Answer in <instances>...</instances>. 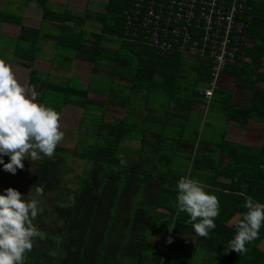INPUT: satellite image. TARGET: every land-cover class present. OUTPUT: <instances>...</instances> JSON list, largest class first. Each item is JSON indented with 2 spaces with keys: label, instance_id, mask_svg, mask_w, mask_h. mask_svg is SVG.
Returning <instances> with one entry per match:
<instances>
[{
  "label": "trees",
  "instance_id": "16d2710c",
  "mask_svg": "<svg viewBox=\"0 0 264 264\" xmlns=\"http://www.w3.org/2000/svg\"><path fill=\"white\" fill-rule=\"evenodd\" d=\"M22 1L24 7L31 2L41 9L37 30H28L18 17L9 19L2 12L0 22L19 24L18 35L11 38V54L28 70L27 88L35 90L38 104L59 114L65 106L82 109L74 148L65 152L57 147L51 158L43 157L28 166L31 189L36 193L41 188L39 195L53 197L47 199L49 212L43 210L33 222L44 238L34 240L25 264H264V251L259 247L264 242V224L257 238L246 244V252L228 251V243L236 234L235 225L247 211L243 206L245 198L264 204V139L259 148H253L231 142L224 130L219 142L206 152L199 146L195 149L196 138L194 142H181L183 134H180L172 143L176 149L180 142L189 143L190 152L182 151L181 147L180 151L191 154L186 157L190 162L189 174L182 175L174 174L171 168L176 157L170 152L172 146L165 148L167 138L163 133L172 117L169 112L172 109L185 112V116L180 112L172 114L175 120L184 122L195 102L205 106L200 90L212 81L209 72L212 65L201 60L187 62V70L193 73L188 80L190 84L178 85L187 79L179 69L185 59L173 54L160 55L154 49L124 40V11L131 0H107L99 4L103 11L83 13L68 9L56 12L47 7L51 6L47 0ZM252 6L253 18L246 31L251 47L244 48L243 53L249 62L228 65L222 71L233 77L235 86L249 92L248 105L233 106L232 94L220 88L213 92L210 102L226 121L240 127L250 121L264 124V87L258 85L264 83V73L260 71L264 62V0H256ZM89 22L98 25L97 32L84 28ZM48 25L57 26L54 42L59 49L71 50L66 64L59 65L57 70L69 71L74 57L92 64L90 81L84 87L68 84L52 87L42 77L38 78L40 72L32 64L40 56L37 39ZM101 68H110L112 76H109H118L128 85L103 77L99 74ZM41 91L44 97L54 94L56 99L45 102L40 99ZM155 91L165 98L161 104L164 114L157 107L152 112L146 108L141 116L134 109L129 110L139 104L129 98L132 94L144 96L146 103L148 95H156ZM91 94L105 100L91 99ZM106 105L126 107L125 115L110 118L105 112ZM87 121L91 133L83 135L81 129ZM125 140L139 143L135 164L125 156L122 148ZM80 141L83 144L78 147ZM66 156L85 163L75 189L63 184L61 171ZM121 160L125 163L121 164ZM160 164L169 167L162 171L157 167ZM19 173L12 175L0 168V188H7L10 177L19 187L24 179L15 177ZM182 176L200 181L219 200L216 228L207 238L196 235L187 214L178 212L176 185ZM149 181L157 182L159 187L147 199L143 193ZM173 222L175 226L169 231ZM169 238L172 243L167 242Z\"/></svg>",
  "mask_w": 264,
  "mask_h": 264
},
{
  "label": "rangeland",
  "instance_id": "374dc122",
  "mask_svg": "<svg viewBox=\"0 0 264 264\" xmlns=\"http://www.w3.org/2000/svg\"><path fill=\"white\" fill-rule=\"evenodd\" d=\"M9 0L0 1V5L3 7H0V12L5 14L6 18H16L18 17L19 20H21V25L26 27L28 30H37L39 28V19L41 17V9L34 5L33 3H28V8L24 10L23 4L21 6H18L17 4L11 5L8 3ZM50 2L51 6L47 4L48 8H52L56 12H61L63 9H68L72 12L76 13H83L85 10H90L93 12H101L103 11L99 4H105L107 0H93L96 2L95 4H86L85 0H47ZM23 2V1H22ZM26 8V7H25ZM23 9V12H22ZM22 12V13H21ZM1 13V14H2ZM21 15V16H20ZM3 23V22H2ZM6 24V25H4ZM19 24H15L14 26L11 25V23L6 22L3 24H0V30L4 31V33L0 32V60H3L7 65H11L12 62H16L17 60H14L12 56L9 55V50H12L13 43L10 36H16V34L19 32ZM98 25L94 23H87L84 28L86 30H89L91 28L97 29L98 31ZM57 26L55 25H48L44 27L41 31L40 37V43L38 46V50L40 52V59H36L38 62L34 65V69L39 71L42 75L38 76V78L42 77L44 81H47L50 86H64L68 84L71 87H84L89 81L91 77V70H92V64H90L87 61H83L80 58H75L73 61V65H71V68L69 71H65L63 68H59V65L66 64L65 58L71 56V50H62L59 49V47L55 44L54 39L57 34ZM251 44V42H250ZM40 47V48H39ZM57 56V57H56ZM42 57V58H41ZM190 64V61H187L180 65L179 69L184 73V75L187 77V79L181 80V82H178V85H184L188 87L190 82L188 80L193 75V73L190 70H187L186 67H189L188 63ZM192 65V64H191ZM19 65L13 66L11 68L12 72L14 73L18 83H20L27 92V95H31V91L27 90V81H28V70L16 68ZM193 66V65H192ZM262 68L264 69V62L262 64ZM99 74H101L105 78H109L112 76V71L109 69L101 68L99 69ZM111 75V76H109ZM113 82L119 83V84H125L128 85V82L123 81L118 76L111 77ZM70 79L69 81H67ZM68 82V83H67ZM218 87L217 89H219ZM156 92V91H155ZM184 92V91H182ZM246 96H249V92L245 93ZM148 101L144 102V96H139V94H132L129 98L136 101L138 100L137 104L129 110H134V113L138 114L139 116L146 113V108L150 111H156L159 109V111H162L165 109L164 106H161L164 102L165 98L164 96L160 95L159 92H156V95L153 93H150L148 95ZM143 97V98H142ZM37 98V97H36ZM91 99H95L97 101H104V97L90 95ZM40 99H44L45 102L49 100H55L54 94H48L45 97L43 96V91L40 93ZM151 99L157 100V101H150ZM37 102V101H35ZM158 104H157V103ZM38 103V102H37ZM40 103V102H39ZM193 108L189 109V118L186 121H179V119L175 120V117H173L172 111L169 112L170 121L168 122V128H165L164 135L165 139L167 138V141L164 143L165 148H168V145L172 146L171 153H174L176 157L173 160L171 168H173V173L177 175L182 174H189V166L190 162L186 161V157H191V154H187L186 152L180 151L181 145L183 143L181 142H194L195 141V149L199 145L202 147V145H205L208 148V152L212 150V146L216 145L220 137L223 133V131H226L227 122L224 121V117L219 114V111L215 107V104L212 103L208 110L205 112L200 105V102L197 101L193 104ZM154 107H157L155 109ZM159 107V108H158ZM126 108V107H125ZM124 107H117L112 105H106L105 112L110 118H122L124 113ZM161 108V110H160ZM128 109V108H127ZM136 109L141 110L140 112H137ZM164 114V112H163ZM60 128L64 132V137L62 141L58 144V148H61L62 150H65V152H69L74 148V145L77 144V132L80 130L79 123L81 121V115H82V109L75 106H65L60 110ZM128 117H131V114L128 115ZM87 125L84 126L83 129H81L82 134H90L91 133V125L88 128V121L86 122ZM172 124V125H171ZM173 127V128H172ZM172 134V135H171ZM180 134H183V137H181L179 140L180 147L179 149H176L175 144L172 143L176 142V138H179ZM195 134V135H194ZM174 138V139H173ZM88 142L90 143L91 137L88 135L86 138ZM81 141L83 139L81 138ZM78 143V147L82 146V142ZM235 142V141H232ZM237 143V142H236ZM122 148L125 150V156L131 160L132 163L135 164V162L139 158L138 148L139 143L138 141H128L125 140L122 143ZM194 152V151H193ZM68 154V153H67ZM5 163L8 162V157H4ZM66 165L62 168L61 176L63 178V184L69 188V189H75L78 184V176L83 171V165L85 163L81 162L80 160H76L72 157L66 156ZM32 161H24V169L23 170H17L20 173L17 174L15 177H24L21 183H19V187L12 182V179L10 177L9 182L7 183V188L14 187L16 185V189L20 191L23 196H27L29 198H34L40 201V206L43 208V210L49 212V203L47 201L48 197L51 194H48V196H42L36 194L30 187L29 183V173L27 172L28 166H30ZM151 162V158L150 161ZM160 170L165 171V168L169 167L165 164H160V166H157ZM2 168V166H0ZM163 168V169H161ZM159 185L157 182L149 181L146 184L143 197L150 198L151 192L158 189ZM6 189V188H4ZM3 189V190H4ZM2 188H0V191H3ZM158 245H163L162 242H158ZM262 251H264V242L259 246Z\"/></svg>",
  "mask_w": 264,
  "mask_h": 264
},
{
  "label": "clouds",
  "instance_id": "9594fccd",
  "mask_svg": "<svg viewBox=\"0 0 264 264\" xmlns=\"http://www.w3.org/2000/svg\"><path fill=\"white\" fill-rule=\"evenodd\" d=\"M36 96L34 89L27 95L11 67L0 60V166L12 175L24 169V161L51 158L64 137L59 113L35 102ZM209 105L202 109L206 112ZM4 157H8L7 163ZM176 190L178 212L187 214L196 235L207 238L216 228L215 218L220 212L218 198L207 192L200 181L188 176L177 181ZM42 191L36 189L38 195ZM243 206L247 211L235 225L236 234L228 243V251L246 252V244L257 238L264 224V204L246 197ZM42 213L39 200L23 196L12 187L0 191V264H25L34 240L44 238V233L33 223ZM174 226V222L169 224V231ZM167 242L172 243L171 238Z\"/></svg>",
  "mask_w": 264,
  "mask_h": 264
},
{
  "label": "built area",
  "instance_id": "2783aa9c",
  "mask_svg": "<svg viewBox=\"0 0 264 264\" xmlns=\"http://www.w3.org/2000/svg\"><path fill=\"white\" fill-rule=\"evenodd\" d=\"M256 0H131L124 40L154 49L160 55L205 61L212 81L201 88L205 108L228 65L249 62L244 48L251 47L246 34Z\"/></svg>",
  "mask_w": 264,
  "mask_h": 264
},
{
  "label": "crops",
  "instance_id": "0c3cea01",
  "mask_svg": "<svg viewBox=\"0 0 264 264\" xmlns=\"http://www.w3.org/2000/svg\"><path fill=\"white\" fill-rule=\"evenodd\" d=\"M0 1H5V0H0ZM8 3L11 5L17 4L18 6H21L23 4L22 0H9ZM0 7H3V6L0 5ZM25 7H24V10L28 8V6H25ZM39 21H40V19H39ZM3 23H5V22H3ZM3 23L0 22V24H3ZM4 25H6V24H4ZM11 25L14 26V24H11ZM0 32L4 33V31H1V30H0ZM18 33L16 34V36L18 35ZM40 35H42V34H40ZM40 35L37 39L38 41H40V39L42 38V37H40ZM16 36H10V34H9L10 38H15ZM54 41H55V39H54ZM38 46H37V48H38ZM8 52H9V55L12 56V54H11L12 50H9ZM14 60H17V59H14ZM37 62H38L37 60H35L33 62V64H32L33 69H34V65ZM16 65H19L16 68L22 69V66H21L22 64L19 60H17L16 62H12V64L9 66L11 68H13V66H16ZM24 69H26V68H24ZM260 71L264 73L263 68H261ZM258 85H261L262 87H264V83L263 84L259 83ZM219 87H220V89L232 94L233 106H235L237 108H242V107H246L248 105L249 96L245 95V93L247 91H245L244 89H242L240 87L235 86L233 77L228 75V73H222L221 74V76L219 78ZM27 90H29V89L27 88ZM200 109H202V108H200ZM136 110H137V112L141 111L139 109H136ZM171 111H172V113L180 112L176 109H172ZM180 114L185 116V112H180ZM224 121L227 122V127H226V131H225L226 132V138L229 139L231 142L235 141L237 143L248 145V146L253 147V148H259L262 145L263 139H264V124L250 121L246 125H244L243 127H240L238 124H235L233 121H226L225 119H224ZM202 146H204V147H200V146L199 147L204 149V151L207 152L208 148L205 145H202ZM189 149H190L189 143H188V145L187 144L181 145L182 151L190 152Z\"/></svg>",
  "mask_w": 264,
  "mask_h": 264
}]
</instances>
